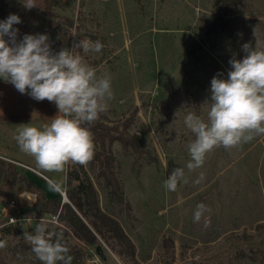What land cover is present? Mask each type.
Wrapping results in <instances>:
<instances>
[{
	"label": "rangeland",
	"instance_id": "rangeland-1",
	"mask_svg": "<svg viewBox=\"0 0 264 264\" xmlns=\"http://www.w3.org/2000/svg\"><path fill=\"white\" fill-rule=\"evenodd\" d=\"M35 2L17 41L46 34L59 52L80 40H99L100 53L81 54L97 77L111 80L113 97L100 117L127 130L128 144L113 145L125 201L94 182L101 208L121 224L135 253L120 254L119 241L100 238L104 260L95 246L70 235L86 264H264V136L215 148L189 172L188 145L195 136L184 123L189 113L207 120L211 79L227 78L229 60L246 55L243 44L264 51V0L225 6L219 0H53L54 12ZM85 167L95 179L90 163ZM177 167L184 169V181L168 191L164 182ZM200 173L204 179L196 184ZM23 191L37 197L33 209L24 210L34 221L0 230V257L7 264H42L26 234L44 224L62 237L64 224L53 207L39 220L44 200L18 180L0 183V206ZM201 203L207 210L194 222Z\"/></svg>",
	"mask_w": 264,
	"mask_h": 264
},
{
	"label": "clouds",
	"instance_id": "clouds-1",
	"mask_svg": "<svg viewBox=\"0 0 264 264\" xmlns=\"http://www.w3.org/2000/svg\"><path fill=\"white\" fill-rule=\"evenodd\" d=\"M22 4L29 10L37 7L35 0H23ZM20 23L16 14L0 21V79L36 101L53 102L58 114L42 128L22 124L14 139L42 172L63 173L70 164L87 166L94 158L95 145L85 125L94 124L107 111L113 92L111 80L97 77L96 69L85 63L81 53H100L104 45L99 40H80L72 50L54 52L46 34H25L18 42L19 29L13 26ZM242 50L246 53L243 59L229 60L231 70L226 79L219 75L211 79L207 120L192 113L185 117V126L195 136L188 145L189 172L201 168L215 148H235L264 136V51L250 43L243 44ZM184 178V169L177 167L164 187L176 191ZM203 179L200 173L195 183ZM50 187L62 190L60 182L53 181ZM206 210L204 204H198L194 222H199ZM25 239L42 264H72L70 249L60 236L53 241L46 225L38 224L35 234H26Z\"/></svg>",
	"mask_w": 264,
	"mask_h": 264
},
{
	"label": "trees",
	"instance_id": "trees-1",
	"mask_svg": "<svg viewBox=\"0 0 264 264\" xmlns=\"http://www.w3.org/2000/svg\"><path fill=\"white\" fill-rule=\"evenodd\" d=\"M39 1L42 7L54 12L53 0ZM219 1L223 6L232 3V0ZM22 2L23 0H0V21L5 20L10 14H16L22 21V23L13 26L18 29L31 21L33 13L31 9H26ZM229 13V10H226V14ZM53 15L57 16V13ZM68 21L73 24L72 19ZM5 38L8 39V37ZM85 127H88L92 132L95 145L94 158L90 162L92 169L95 170V179L91 178L85 166L69 165L66 187L69 202L62 203L63 198L61 195L48 198L42 188L31 181L27 174H22L17 166L2 158H0V183L7 179H13L35 189L40 195L39 197L44 200L39 217H43L50 207H53L56 212L60 210L59 218L65 229L61 242L70 249L69 255L73 257L72 264H86V259L84 258V251L72 244L69 239L70 235L87 245L95 246V248L101 245L100 238H114L122 246L118 251L120 254L128 253L133 256L136 249L135 245L130 242L121 224L101 208L99 190L94 182L96 180L100 184L103 183L112 197L117 198L120 202L125 201L124 188L117 176L113 145L116 141L122 143L124 147L128 144V142L126 143V127L121 129L120 125H111L101 117L94 124L85 125ZM30 209H33V207ZM12 228L11 225L6 226L3 231ZM30 231H33V229H30ZM52 234L53 241L57 236H60L58 233ZM26 247L31 248L30 246ZM0 264H7L2 257H0Z\"/></svg>",
	"mask_w": 264,
	"mask_h": 264
},
{
	"label": "crops",
	"instance_id": "crops-1",
	"mask_svg": "<svg viewBox=\"0 0 264 264\" xmlns=\"http://www.w3.org/2000/svg\"><path fill=\"white\" fill-rule=\"evenodd\" d=\"M57 114L58 109L53 102L36 101L28 94L19 93L11 83L0 79V158L24 167L29 179L41 187L48 198L57 197L60 192L50 187L53 181L60 182L62 190H66L69 165L63 173L38 170L35 160L20 151L14 136L22 124L42 128Z\"/></svg>",
	"mask_w": 264,
	"mask_h": 264
},
{
	"label": "built area",
	"instance_id": "built-area-1",
	"mask_svg": "<svg viewBox=\"0 0 264 264\" xmlns=\"http://www.w3.org/2000/svg\"><path fill=\"white\" fill-rule=\"evenodd\" d=\"M64 197L66 190L60 191ZM37 197L33 192L23 191L18 194V198H12L0 206V230L5 226L22 227L25 224H31L34 218L24 214V210L31 208L36 204ZM59 214L57 215V217ZM56 217V216H55ZM39 220L43 219L38 217ZM38 220V219H37ZM1 233V232H0Z\"/></svg>",
	"mask_w": 264,
	"mask_h": 264
},
{
	"label": "water",
	"instance_id": "water-1",
	"mask_svg": "<svg viewBox=\"0 0 264 264\" xmlns=\"http://www.w3.org/2000/svg\"><path fill=\"white\" fill-rule=\"evenodd\" d=\"M63 203L64 202H69V198H68V196H67V193H65L64 194V197H63V201H62ZM96 251H97V253L102 257V259H104V260H106L107 259V256H106V254H105V252H104V249H103V245L101 244V245H98L97 247H96Z\"/></svg>",
	"mask_w": 264,
	"mask_h": 264
}]
</instances>
